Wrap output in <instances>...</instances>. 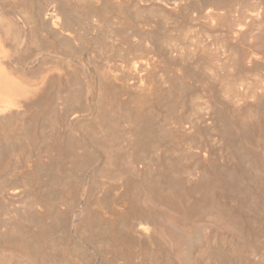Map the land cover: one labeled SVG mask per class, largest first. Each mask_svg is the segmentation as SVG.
I'll return each instance as SVG.
<instances>
[{
    "label": "bare ground",
    "instance_id": "obj_1",
    "mask_svg": "<svg viewBox=\"0 0 264 264\" xmlns=\"http://www.w3.org/2000/svg\"><path fill=\"white\" fill-rule=\"evenodd\" d=\"M0 264H264V0H0Z\"/></svg>",
    "mask_w": 264,
    "mask_h": 264
},
{
    "label": "rangeland",
    "instance_id": "obj_2",
    "mask_svg": "<svg viewBox=\"0 0 264 264\" xmlns=\"http://www.w3.org/2000/svg\"><path fill=\"white\" fill-rule=\"evenodd\" d=\"M113 12L111 14H108V16L110 17V15H113ZM135 15H133V18H134L133 22L134 23L138 22V23H135V24L133 23L132 25H134V27L136 29H138L137 26H139L140 24H141V26L142 25L144 26V25L150 24V22H151V24L153 25V23L157 20L156 21L157 23H154V26L156 27L157 30L160 29V30H158V33H160L161 36L163 35L162 37L166 36V38L169 41H172L173 43L179 44V46L182 47V48H184V47L185 48L189 47L191 49L194 48V44L196 42L195 34L193 33V30L192 31H190V30L188 31V29L185 27V25L182 22H180V24H179V22H178V24H176V23H173L174 20L172 21V19H166V22H165V18L163 17V15L157 14V13L151 14V13L147 12L145 15L143 13L144 17H140V18H139L138 15H140V16H143V15H141V14H137L136 16ZM139 22H140V24H139ZM160 23H161L162 27H160L161 26ZM115 27H117V30H119V28H122V26H115ZM135 28L132 31L135 34L133 33L134 34V35L132 34L133 36H129L130 37V38H128L129 40H127L126 39L127 37H125L123 35H118L117 36L118 38L115 37L116 39L112 38V39L106 40L107 42L105 41V47H104V53H103V57H104L103 60L104 61L103 62H104V65H105L106 69L110 72V74L112 73L111 75H113L112 76L113 78H114L115 75H116V77H121V76H125L126 75L127 78H130V75H128V71L124 72L126 69H128V64L131 63L132 60H135L137 56L139 57V55H140L141 57H144L149 52L148 47L151 45L150 41L147 40L146 36H143L144 35L143 32L140 31V29H142L141 27H139V29H138L139 31H137ZM122 30H120V31H122ZM136 35H138V37ZM192 39H194V40H192ZM122 42H124V43H122ZM111 43H112V45H111ZM127 43H128V45H127ZM114 44H116V45H114ZM138 45L140 47H138ZM165 46H167V45H165ZM127 47H128V49H127ZM139 49L141 50L142 53H139L140 52ZM124 51H125V53H124ZM128 52L131 53V54H129ZM162 55H163V52H162ZM90 56H91V54H90ZM128 56H130V57L133 56L135 59L134 58H129ZM161 59H162V61L160 63V67H163L164 70L168 69L166 71H164L162 69L163 72H166V74H168V75H173V74H171V70L175 69V66H176L175 65V61H173V60L167 61L165 58H163V56H162ZM117 61H118V63H117ZM167 62H169V63L167 64ZM184 62H186V61H184ZM125 63L127 65H125ZM195 66H197V65L196 64L192 65V67H195ZM160 67H158L156 69V71H158V72L155 71V73H153V75H155L156 79H155V77L152 79V77H151L152 74L150 75V77L148 76V79L150 81L153 80L152 82H154V83H157L158 81H160L161 75L164 74ZM161 72H162V74H161ZM203 72L205 73V75H206V77L208 79V77H209L208 76V72H205V71H201V77H203V79L206 78ZM129 82H128V84H130ZM119 84H120L119 82L113 83V84H111V87H110V90L115 93V96L117 97V100L118 101H125V102L133 101L135 99V97L133 98L134 94H132V96H131L130 90L121 92V86ZM196 85H197V95L200 96V95L204 94V89H203L205 87L204 84H201V83L198 84L197 83ZM126 99L128 101H126ZM200 100L201 99L199 98L198 101L200 102ZM185 109L186 108H180L179 109V113H185L186 111H188V110H185Z\"/></svg>",
    "mask_w": 264,
    "mask_h": 264
}]
</instances>
